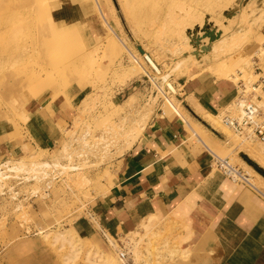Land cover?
I'll return each instance as SVG.
<instances>
[{
    "label": "rangeland",
    "instance_id": "rangeland-1",
    "mask_svg": "<svg viewBox=\"0 0 264 264\" xmlns=\"http://www.w3.org/2000/svg\"><path fill=\"white\" fill-rule=\"evenodd\" d=\"M263 46L264 0H0V264H124L121 253L128 264H189L183 222L112 237L92 217L96 202L157 110L187 121L177 99L199 80L230 82L235 94L217 118L199 119L207 129L195 139L235 180L259 177L240 144L257 146L246 150L263 166L264 143L224 119L239 114L240 83L264 120V86L252 90ZM39 106L59 137L28 149ZM209 131L235 148L216 153ZM88 223L97 234H82Z\"/></svg>",
    "mask_w": 264,
    "mask_h": 264
},
{
    "label": "crops",
    "instance_id": "crops-1",
    "mask_svg": "<svg viewBox=\"0 0 264 264\" xmlns=\"http://www.w3.org/2000/svg\"><path fill=\"white\" fill-rule=\"evenodd\" d=\"M217 84L199 80L192 87L184 85L177 100L187 121L162 109L152 115L122 158L114 186L96 202L92 217L104 234L127 236L154 221L175 227L176 219L189 229L182 242L189 245V264H264V176L235 180L222 175L214 169L212 151L193 135L204 127L199 119L209 123L204 115L217 118L234 99L232 83ZM37 109L27 125L28 149H46L59 137L57 124L49 126L46 109ZM209 132L217 140L216 153L235 148L228 137ZM240 145L264 171L246 150L257 146ZM85 225L80 227L83 235L97 234L95 226Z\"/></svg>",
    "mask_w": 264,
    "mask_h": 264
},
{
    "label": "built area",
    "instance_id": "built-area-1",
    "mask_svg": "<svg viewBox=\"0 0 264 264\" xmlns=\"http://www.w3.org/2000/svg\"><path fill=\"white\" fill-rule=\"evenodd\" d=\"M254 64L256 65L255 70L260 71L258 63ZM263 86L264 76H261L258 81L253 84L252 90H260ZM257 100L258 98H255L254 96L248 95L246 93V87L244 86V84H240V93L236 102L239 114L235 118L226 117L224 119V122L239 134H243L246 131H251V133L254 134L260 142L264 143V120L259 122L262 114L260 108L257 105ZM226 163L227 162L223 163L218 159L215 160V165L219 170L223 171L225 175L233 177L234 169L232 167H226ZM121 256L122 258H126V255L124 253H121Z\"/></svg>",
    "mask_w": 264,
    "mask_h": 264
},
{
    "label": "bare ground",
    "instance_id": "bare-ground-1",
    "mask_svg": "<svg viewBox=\"0 0 264 264\" xmlns=\"http://www.w3.org/2000/svg\"><path fill=\"white\" fill-rule=\"evenodd\" d=\"M262 18V17H261ZM187 59V58H186ZM148 60H149V62L151 63L150 65H152L154 68H157L156 67V65L154 64V62L152 61V59H150V58H148ZM188 60V59H187ZM186 60V61H187ZM185 61V60H184ZM169 87H170V89L172 90H175L174 88H173V86L170 84V85H168ZM175 92V91H174ZM165 95V94H164ZM166 98H168V97H166ZM172 100H170V102H171ZM191 101V100H190ZM197 108V107H196ZM177 109V108H176ZM199 109H201V108H199ZM198 108H197V110H199ZM199 111H201V110H199ZM237 112H238V109H237ZM145 114V116H144V118H143V120H146V115H147V112H145L144 113ZM150 114V113H149ZM142 122H145V121H142ZM1 137V136H0ZM83 139H85V138H83ZM83 139H80V140H83ZM114 141V140H113ZM112 141V142H113ZM86 142V141H85ZM81 143H84V142H81ZM85 144V143H84ZM83 144V145H84ZM111 144H113V143H106V144H104L103 146H100L102 149H104V147L106 146V147H109L108 145H110L111 146ZM130 144V143H129ZM106 149V148H105ZM104 149V150H105ZM108 149V148H107ZM109 150H110V148H109ZM103 151V150H102ZM105 154H106V152H105ZM101 156V155H100ZM225 162H227L226 160H225ZM57 163V162H56ZM98 163V162H97ZM224 163V162H223ZM59 164V163H58ZM47 175V174H46ZM43 176H45V175H43ZM238 177H240V175H238ZM46 179V178H45ZM108 236V235H107ZM106 236V237H107ZM109 237V236H108ZM59 238V237H58ZM111 242V241H110ZM114 244V246H115V243H113ZM117 247V246H116ZM116 249V248H115ZM120 256H121V254H120ZM121 258H122V256H121ZM123 260H124V258H122ZM122 260V262L124 263V264H128L127 263V261L125 260V261H123ZM106 264V263H105Z\"/></svg>",
    "mask_w": 264,
    "mask_h": 264
},
{
    "label": "water",
    "instance_id": "water-1",
    "mask_svg": "<svg viewBox=\"0 0 264 264\" xmlns=\"http://www.w3.org/2000/svg\"><path fill=\"white\" fill-rule=\"evenodd\" d=\"M218 38H219L218 36H217V37H214L213 35L210 36L211 42H213L214 40H216V39H218ZM205 49H206L207 51H209L210 47L207 46V47H205L203 50H205ZM248 164H249V163H248ZM250 166H252V168H254V170H256V172L260 173V172L255 168L254 165H250Z\"/></svg>",
    "mask_w": 264,
    "mask_h": 264
},
{
    "label": "trees",
    "instance_id": "trees-1",
    "mask_svg": "<svg viewBox=\"0 0 264 264\" xmlns=\"http://www.w3.org/2000/svg\"><path fill=\"white\" fill-rule=\"evenodd\" d=\"M254 166L260 172V174H262V176H264V173L256 165H254Z\"/></svg>",
    "mask_w": 264,
    "mask_h": 264
}]
</instances>
